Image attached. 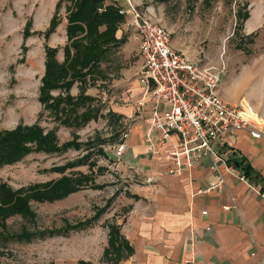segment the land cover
I'll use <instances>...</instances> for the list:
<instances>
[{
    "label": "rangeland",
    "instance_id": "obj_1",
    "mask_svg": "<svg viewBox=\"0 0 264 264\" xmlns=\"http://www.w3.org/2000/svg\"><path fill=\"white\" fill-rule=\"evenodd\" d=\"M111 1L119 7L118 0ZM58 2L0 0V132L13 131L20 125L39 123L46 130L54 126L59 128L57 137L60 145L73 140L75 136L80 143L94 141L95 138L110 143L103 146L104 155L97 150L93 152L91 162L96 163L94 170L88 164H82L67 169L65 174L51 172L54 167L80 159L86 154L83 149L51 155L36 152L16 164L0 166V184L8 185L14 191L81 172L94 179L93 184L89 183L82 191L70 194L65 199L53 203L31 201L29 204L36 221L31 223L19 214L9 216L7 231L15 234L23 230L35 232L62 229L68 223L74 225L95 219L101 210L104 211L93 225L82 231H70L69 235L39 238L32 242L9 241L5 245L0 244V264H79L80 261L109 264L103 257L109 247V226L125 220L130 211L126 200L137 196L130 188L132 185H141L147 179L134 171L138 162L132 153L126 152L121 158L114 155L119 140L114 143L117 137L113 135L118 131L125 133V130L130 133L136 123L133 120L138 116L125 119L121 124L109 122L107 107L104 110L102 107L104 113L99 120L77 129L57 124L44 110L39 95L43 85L41 79L46 73L45 48H57V59L63 63V48L68 42L64 4L59 14L60 26L48 40L44 38ZM132 2L145 14L148 13L147 7L154 10L151 18L171 32L173 49L184 51L195 64L213 65L223 70L220 93L227 102L247 103L258 118L264 121V0H211L210 5L203 0H179L166 4L154 0ZM240 11L248 12L247 19L239 20L237 15ZM131 16L130 10L125 14L123 22ZM125 31L127 33L123 36L129 35L132 40L113 54L111 65L107 66L109 62L104 63L103 67L109 75L116 72L115 76H118L116 64L119 62L122 64H118V67L136 68L133 76L140 71L141 54L133 43L136 31L133 28ZM249 35L251 39H248ZM137 74L130 81L138 80ZM112 85V82H98L89 88L101 97L98 90L109 95ZM71 91L74 96L79 93L77 86ZM52 94L57 95L58 92ZM99 99V104L103 106L104 97ZM99 166L106 171L97 172ZM92 185L100 187L94 188Z\"/></svg>",
    "mask_w": 264,
    "mask_h": 264
},
{
    "label": "crops",
    "instance_id": "obj_2",
    "mask_svg": "<svg viewBox=\"0 0 264 264\" xmlns=\"http://www.w3.org/2000/svg\"><path fill=\"white\" fill-rule=\"evenodd\" d=\"M109 1L106 0L108 4H114ZM118 1L120 10H124L125 14L131 10L129 3L133 4L132 0ZM146 9L148 15L143 11L141 13L152 19L151 13L154 10L151 7ZM132 22L131 16L122 24L116 37L121 39L123 34L127 33L124 30L132 28ZM127 37L126 42L130 43L132 37L129 35ZM133 39L134 46L139 48L140 39L136 32ZM114 53H111L109 59L104 62L105 64L109 62L107 66L112 64L110 61ZM104 63L101 64L104 77L96 83L112 82L111 93L107 95L106 92L98 90L102 95L99 97L98 93L90 89L91 87L88 89L89 92L87 91L97 98L96 104L101 107V115L97 120L104 113L102 107L103 110L107 107L108 121L119 124L125 119L130 120L138 116L133 120L136 123L130 133L125 130L128 138L123 155L126 152L132 153L138 162L134 171L147 178L141 185H132L130 188L137 196L134 199L127 198L130 211L126 214L125 220L120 224L113 223L120 227L122 236L134 248V254L120 264L257 263L259 258L251 256V252L255 241L261 255L264 256V182H242L237 174L239 172L235 170L234 174L226 175L224 187L205 193L204 191L215 182L211 158L205 157L200 163L186 167L182 172H175L163 157L148 153L144 137L150 128L151 105L147 103L139 113L134 111L135 106L143 99L145 91L139 79L130 81L136 77L137 72L133 76V70L136 68L118 67V64L122 63L117 62L119 78L115 76L116 72L113 75L107 74L106 68L103 67ZM108 75L110 77L106 80ZM116 77L119 79L116 80ZM102 97L105 100L102 102L103 106L99 104L101 102L99 98ZM142 112L144 114L139 115ZM110 113L114 114L111 118ZM140 117L144 119L141 120ZM123 135L121 134L119 143L123 142ZM226 148L229 150L233 148L241 156L246 157L254 170L264 179L263 139L255 140L248 133L240 132L237 138L229 139ZM231 196L236 198L237 206L232 210H224L225 206L232 205ZM204 211L207 214H203Z\"/></svg>",
    "mask_w": 264,
    "mask_h": 264
},
{
    "label": "trees",
    "instance_id": "obj_3",
    "mask_svg": "<svg viewBox=\"0 0 264 264\" xmlns=\"http://www.w3.org/2000/svg\"><path fill=\"white\" fill-rule=\"evenodd\" d=\"M158 3L166 4L179 0H154ZM210 5L211 0H203ZM67 11V38L68 42L64 46V61L60 63L57 59V48L47 46L45 48L46 73L41 79L39 99L45 111L53 117L57 124L69 128H84L91 121L97 120L101 115V107L96 104L97 98L87 93L90 86L97 80L104 77L101 64L107 61L111 53L122 47L126 43L127 37L121 39L116 37L125 15L120 13V8L115 4H108L106 0H59L56 5L55 15L50 20L49 28L44 33V38L48 40L60 26L59 14L62 5ZM239 20L247 19L248 12H239ZM30 25V24H29ZM31 26V25H30ZM251 39V36H247ZM78 86L79 94L74 97L71 90ZM53 92H58L53 95ZM114 114L110 113V118ZM59 128L54 126L50 130L43 129L39 123L32 126L20 125L13 131L0 132V166L16 164L24 157L32 153L44 154H66L67 151L85 150L86 154L80 159L69 162L64 166L54 167L51 172L65 174L66 170L88 164L92 170L96 163L91 159L94 151L104 155V145L109 141L95 138L94 141L78 142V137L60 145L58 143L57 132ZM121 131L115 133L117 139L121 137ZM111 140V139H110ZM118 142V141H117ZM229 165L242 174L249 182H264L260 174L254 170L247 158L241 156L233 148L226 158ZM97 172L104 173V167H98ZM92 172V171H91ZM94 172H92V175ZM93 184V176L83 172L74 176L67 175L61 179L48 182L37 183L22 187L14 191L8 185L0 184V244L5 245L9 241L32 242L36 239L53 238L54 236L69 235L70 231H82L94 224L95 219L70 224L62 229L39 230L30 232L23 230L20 233H8L6 222L9 216L19 214L31 223L36 221L35 214L29 204L31 201L40 203H53L57 200L67 198L68 195L82 191L89 183ZM93 186V185H92ZM94 187V186H93ZM97 187H100L97 185ZM94 187V188H97ZM108 248L104 251V259L109 264H120L134 254V248L129 241L122 236L120 227L113 224L109 226ZM79 264H88L80 261Z\"/></svg>",
    "mask_w": 264,
    "mask_h": 264
},
{
    "label": "built area",
    "instance_id": "obj_4",
    "mask_svg": "<svg viewBox=\"0 0 264 264\" xmlns=\"http://www.w3.org/2000/svg\"><path fill=\"white\" fill-rule=\"evenodd\" d=\"M132 28L140 39L142 67L138 79L144 86L143 99L135 106L137 113L150 103L151 128L145 136L146 149L163 157L175 172L211 158L215 182L205 190L209 193L226 185L227 174L235 169L228 164L230 138L246 132L255 140H264V121L247 103L231 104L220 93L223 82L221 68L193 63L184 51L174 50L171 32L162 24L141 13L129 3ZM125 14L124 10H121ZM128 133L122 137L115 155L122 157L127 148ZM242 182H248L237 173ZM236 208V198L231 196ZM203 214H207L205 211ZM251 256L264 264V256L253 241Z\"/></svg>",
    "mask_w": 264,
    "mask_h": 264
}]
</instances>
